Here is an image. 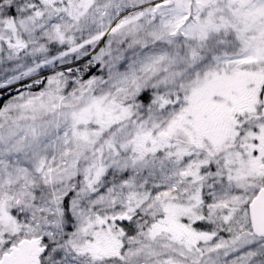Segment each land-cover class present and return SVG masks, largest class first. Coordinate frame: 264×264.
I'll return each instance as SVG.
<instances>
[{
  "label": "snow or ice",
  "instance_id": "1",
  "mask_svg": "<svg viewBox=\"0 0 264 264\" xmlns=\"http://www.w3.org/2000/svg\"><path fill=\"white\" fill-rule=\"evenodd\" d=\"M0 264H264V0H0Z\"/></svg>",
  "mask_w": 264,
  "mask_h": 264
}]
</instances>
